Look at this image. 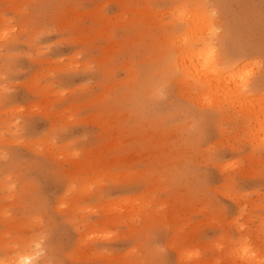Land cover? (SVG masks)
I'll use <instances>...</instances> for the list:
<instances>
[{
  "label": "rangeland",
  "instance_id": "rangeland-1",
  "mask_svg": "<svg viewBox=\"0 0 264 264\" xmlns=\"http://www.w3.org/2000/svg\"><path fill=\"white\" fill-rule=\"evenodd\" d=\"M219 1L217 32L260 51L253 80L264 0ZM172 6L0 0V260L25 246L36 264H254L245 247L264 264L253 125L228 116L181 131L172 98L196 118L211 109L169 87L153 96Z\"/></svg>",
  "mask_w": 264,
  "mask_h": 264
},
{
  "label": "bare ground",
  "instance_id": "bare-ground-1",
  "mask_svg": "<svg viewBox=\"0 0 264 264\" xmlns=\"http://www.w3.org/2000/svg\"><path fill=\"white\" fill-rule=\"evenodd\" d=\"M218 2L221 1L173 0V6L169 9L172 17L170 24L173 26L169 28V24H166L165 33L158 42L156 41L157 45L160 46L159 58L164 60L163 64L166 66L157 69L155 73L157 79H155L156 82L154 81L152 93L158 101L161 97L160 88L169 87L168 93L179 96L187 101L189 105L211 109L210 114H202L203 116L196 118L195 114L193 115L190 111V106H183L172 98L169 106L174 115L180 117L175 126L181 131L187 128L188 123L195 124L203 119L211 121L216 120L218 117L226 118L229 116V118L233 117L245 124L246 122L251 123L253 126H249L250 129L248 128L249 130L246 132L250 135L248 137L253 138V147L261 146L264 148V71L262 70L259 75L251 80L256 67H254L255 71H251V69L254 70L252 67L256 66L257 63L255 58L253 59L254 62L250 59L260 51L257 53V49L249 46L245 47L243 44L241 45V42L239 43L241 40L233 39L235 34H232L233 31H230L229 26L227 27L226 24L225 26L222 24V33L217 32L219 28L216 21ZM233 20L232 22H234ZM233 44L238 46L236 45L237 47L233 48ZM157 73H161L160 76ZM147 82H150V80ZM159 116L157 118H160ZM178 143L180 144L179 141ZM253 153L252 151V155ZM24 247L19 248L20 251L14 256L0 260V264H36L34 255L31 256L26 252L27 248L21 250ZM0 250L9 251L7 248ZM237 254L244 260L254 261V264L260 262L256 258L257 255L250 248L239 249Z\"/></svg>",
  "mask_w": 264,
  "mask_h": 264
}]
</instances>
